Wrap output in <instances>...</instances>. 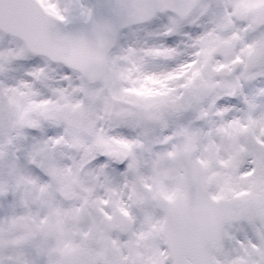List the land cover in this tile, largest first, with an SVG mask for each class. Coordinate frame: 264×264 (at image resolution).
I'll use <instances>...</instances> for the list:
<instances>
[{
	"label": "snow or ice",
	"instance_id": "6c2138e0",
	"mask_svg": "<svg viewBox=\"0 0 264 264\" xmlns=\"http://www.w3.org/2000/svg\"><path fill=\"white\" fill-rule=\"evenodd\" d=\"M0 264H264V0H0Z\"/></svg>",
	"mask_w": 264,
	"mask_h": 264
}]
</instances>
